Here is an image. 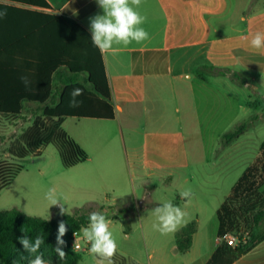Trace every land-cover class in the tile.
Here are the masks:
<instances>
[{"label":"rangeland","instance_id":"1","mask_svg":"<svg viewBox=\"0 0 264 264\" xmlns=\"http://www.w3.org/2000/svg\"><path fill=\"white\" fill-rule=\"evenodd\" d=\"M239 71L246 76L248 85L238 84L228 75L220 76V82L212 80L197 93L199 97L188 126L164 124L158 116L166 106L159 99L152 103L153 123L148 140L141 132L123 133L116 122L64 119L61 128L88 154L84 163L73 168L62 166L58 151L51 144L42 149L40 160L35 156L24 159L11 156V147L21 141L26 131L33 130L37 122L45 123L42 114L18 121L0 119V164L12 162L24 166L16 182L0 192V212L14 209L9 200L18 183L22 185L40 167L46 166L50 173L59 174L74 184V190L62 193L65 214L77 210L100 211L101 206L122 211L115 213L116 218H110V231L118 245L116 258L121 259L122 252L131 246L125 241L126 234L136 238L153 231V224L157 222L152 212L155 201H171L181 207L187 213L186 221H195L196 228L200 229L215 216L216 210L254 163L264 142V72ZM167 111L173 109L167 108ZM181 116L178 112L177 117ZM243 123L249 125L244 134L230 144H222V136ZM159 133L166 137H153ZM167 141H172V148L176 147L163 152L162 143ZM260 188L264 196V183ZM185 189H191L190 203L180 196ZM129 206L133 210L130 213L127 212ZM24 212L26 216L45 220L59 218L53 213ZM155 236L167 235L156 232ZM81 245L79 264H96L97 258L89 253L91 244L84 240ZM114 264L131 263L124 259Z\"/></svg>","mask_w":264,"mask_h":264},{"label":"crops","instance_id":"2","mask_svg":"<svg viewBox=\"0 0 264 264\" xmlns=\"http://www.w3.org/2000/svg\"><path fill=\"white\" fill-rule=\"evenodd\" d=\"M46 1L51 7L47 12L67 15L90 34V18L103 14L97 0ZM0 3L45 12L42 8L20 3L2 0ZM136 10L146 18L141 27L149 33V39L139 44L133 41L127 46L114 45L113 50L103 53L116 116L114 120L102 121L116 122L123 133L141 132L148 140L153 123L150 108L158 99L166 106L158 116L159 120L169 127L190 125V115L199 97L197 93L209 86L212 80H222L206 67L238 72L245 79V85H248V80L239 70L264 72V50H254L242 39L243 36L250 39L257 31L264 32V0H142ZM24 16L6 15L3 21L0 19V34L18 33L32 26L31 18L33 20L34 17ZM58 102L59 94H56L47 106H55ZM45 106L23 102L20 118L16 120L41 115ZM167 108L173 111L169 112ZM178 112L182 115L180 119ZM153 137L166 136L159 133ZM171 144L172 141L162 143L163 152L176 147L172 148ZM52 187L56 188L62 205V193L74 190V184L42 166L33 177L27 178L22 185H16L9 203L24 214V211H39L59 217L61 205L50 206L45 199V193ZM152 204L155 208L163 203L155 201ZM131 211L132 206H129L127 212ZM28 213L30 215L31 212ZM218 227L216 210L209 222L197 228L192 246L186 252H180L177 247L176 234L182 227L161 237L155 236L160 232L154 229L149 231V235L143 233L142 237L133 238L126 234L125 241L131 246L122 252L121 257L131 264H206L222 241L218 237ZM234 264H264V240Z\"/></svg>","mask_w":264,"mask_h":264},{"label":"trees","instance_id":"3","mask_svg":"<svg viewBox=\"0 0 264 264\" xmlns=\"http://www.w3.org/2000/svg\"><path fill=\"white\" fill-rule=\"evenodd\" d=\"M38 7L45 12L33 11L14 5L0 3V11L6 15H31L32 26L18 33L0 34V119L20 118L23 102L46 105L42 117L45 123H36L34 129L26 131L21 141L10 149L12 157L24 159L39 157L44 147L51 144L58 151L64 168H72L88 159L87 152L62 128L66 118L114 120L115 107L112 104V92L108 80L106 65L101 53L91 41V34L80 24L65 14L50 12L46 0H2ZM10 13V14H9ZM33 15V16H32ZM16 17V16H15ZM25 19V18H24ZM37 19V20H36ZM3 21V19H2ZM1 21V22H2ZM214 75L230 76L245 85V79L238 72L229 69L206 67ZM202 73L205 71L202 70ZM24 75L31 81L30 90L26 89L20 77ZM203 77V75L200 73ZM83 89L78 97L79 107H70V92L73 88ZM56 94L59 102L47 106ZM47 122H50L47 124ZM243 123L233 131L222 136V144H230L248 128ZM24 170L18 163L0 164V192L9 186ZM264 142L260 154L254 163L234 186L232 192L217 210L218 237L222 240L206 264H234L244 254L264 240V196L260 191L264 177ZM100 212L110 220L119 214L115 207H100ZM91 212L77 210L73 214H64L56 220H45L26 216L17 209L0 212V260L1 264H28L34 258L25 252L17 237L23 234L31 240L37 235L44 238L40 252L47 264H79L82 255L72 247L74 233L89 223ZM63 221L67 232L62 237L63 250L67 256L60 261L54 251L57 243L59 223ZM196 222L182 227L176 234L180 252L188 251L192 246ZM231 233L238 234L236 245L228 243ZM124 260L113 257V262Z\"/></svg>","mask_w":264,"mask_h":264},{"label":"clouds","instance_id":"4","mask_svg":"<svg viewBox=\"0 0 264 264\" xmlns=\"http://www.w3.org/2000/svg\"><path fill=\"white\" fill-rule=\"evenodd\" d=\"M98 5L103 9V14H97L90 18L91 41L101 53H106L114 49V45L127 46L135 41L137 44L149 39V33L141 27L145 22V17L136 10L142 0H97ZM6 16V12L0 11V19ZM244 18L242 17V20ZM242 39L248 42L249 46L257 51L264 50V32L257 31L251 35L243 36ZM26 89L30 90L31 81L27 76L20 77ZM70 107H79L82 101L78 97L83 95V89L73 88L70 92ZM182 199L190 203L191 189H185L180 193ZM45 199L52 205H61V215L66 213V209L57 198L55 187L49 188L45 193ZM153 215L156 223L153 229L159 231L161 235L175 233L186 224L187 213L181 207L174 205L171 201L164 202L161 206L155 207ZM88 225L81 226L80 233L85 241L91 244L89 253L95 256L96 264H114L113 257L117 252V242L110 231L111 221L100 211H93L88 215ZM67 232V227L63 221L59 223L57 243L54 251L60 261H63L67 253L63 250L64 240L62 237ZM74 235H76L74 233ZM25 252L34 258L28 260V264H47L40 252L41 245L45 243L42 236L37 235L35 240H31L27 235L17 237Z\"/></svg>","mask_w":264,"mask_h":264},{"label":"built area","instance_id":"5","mask_svg":"<svg viewBox=\"0 0 264 264\" xmlns=\"http://www.w3.org/2000/svg\"><path fill=\"white\" fill-rule=\"evenodd\" d=\"M76 235H73V239L71 241L72 247L75 251L79 252L82 250L81 242H84V239L81 237V233H75ZM228 243L232 246L236 245L238 241V236H236V233H231L227 237ZM87 244H90L87 242Z\"/></svg>","mask_w":264,"mask_h":264}]
</instances>
